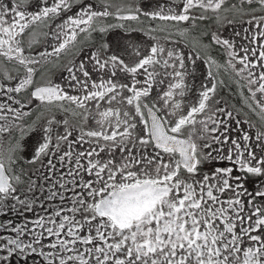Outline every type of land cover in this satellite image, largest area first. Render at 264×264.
I'll return each mask as SVG.
<instances>
[{"label":"snow or ice","instance_id":"1","mask_svg":"<svg viewBox=\"0 0 264 264\" xmlns=\"http://www.w3.org/2000/svg\"><path fill=\"white\" fill-rule=\"evenodd\" d=\"M0 264H264V0H0Z\"/></svg>","mask_w":264,"mask_h":264},{"label":"flooded vegetation","instance_id":"2","mask_svg":"<svg viewBox=\"0 0 264 264\" xmlns=\"http://www.w3.org/2000/svg\"><path fill=\"white\" fill-rule=\"evenodd\" d=\"M173 39H176V37H173ZM62 69L60 68H52L50 66V70L48 71V75L55 81H58L60 79V75H61ZM66 74V73H65ZM231 103H235L237 104V106L239 107L241 104V101L238 98H232L230 99Z\"/></svg>","mask_w":264,"mask_h":264}]
</instances>
